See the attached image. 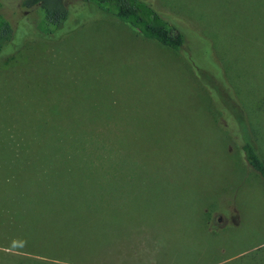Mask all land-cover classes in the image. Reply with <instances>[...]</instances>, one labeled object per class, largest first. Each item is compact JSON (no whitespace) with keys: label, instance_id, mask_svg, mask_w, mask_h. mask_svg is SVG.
Here are the masks:
<instances>
[{"label":"rangeland","instance_id":"1","mask_svg":"<svg viewBox=\"0 0 264 264\" xmlns=\"http://www.w3.org/2000/svg\"><path fill=\"white\" fill-rule=\"evenodd\" d=\"M0 1L20 43L0 61V264H264V179L233 125L243 109L264 159V0H146L195 32L178 51L93 2L44 36L39 7Z\"/></svg>","mask_w":264,"mask_h":264},{"label":"trees","instance_id":"2","mask_svg":"<svg viewBox=\"0 0 264 264\" xmlns=\"http://www.w3.org/2000/svg\"><path fill=\"white\" fill-rule=\"evenodd\" d=\"M81 2H93L95 5L107 13L113 19L128 24L135 29L141 36L150 41H157L161 45L174 50H184L189 37L196 36L195 32H191L183 28L181 25L172 22L162 15L153 5L146 0H79ZM21 6L25 9H33L39 7L43 16L39 22L37 30L44 36H52L55 30H58L70 18V7L67 6L66 0H24ZM3 3L0 1V61L12 50L17 48L19 41L17 40V30L11 21L3 12ZM212 61L220 67L214 51L211 52ZM219 63V64H218ZM212 73L203 72L202 79L206 83L209 79V86L213 83L214 77L217 76L216 69H210ZM219 80V75H218ZM217 107L226 112L233 111L224 103L223 98L218 90ZM228 108V109H226ZM235 111V110H234ZM241 113L243 109L240 108ZM234 114L236 123L241 122L239 126L236 123L237 133L243 143V151L245 153L248 164L264 179V159L258 152L254 144L248 127L244 123L243 117L237 109ZM232 113V112H231Z\"/></svg>","mask_w":264,"mask_h":264}]
</instances>
